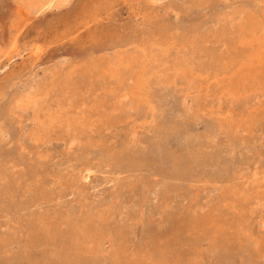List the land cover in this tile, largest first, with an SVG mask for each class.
<instances>
[{
    "label": "rangeland",
    "instance_id": "374dc122",
    "mask_svg": "<svg viewBox=\"0 0 264 264\" xmlns=\"http://www.w3.org/2000/svg\"><path fill=\"white\" fill-rule=\"evenodd\" d=\"M0 264H264V0H0Z\"/></svg>",
    "mask_w": 264,
    "mask_h": 264
}]
</instances>
